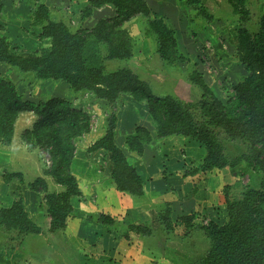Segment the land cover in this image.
Wrapping results in <instances>:
<instances>
[{"label": "rangeland", "instance_id": "1", "mask_svg": "<svg viewBox=\"0 0 264 264\" xmlns=\"http://www.w3.org/2000/svg\"><path fill=\"white\" fill-rule=\"evenodd\" d=\"M217 1L211 2L210 8L205 7L211 16L208 19L199 15L197 7L178 8L184 6L185 0H146L152 10L151 18L164 16L174 32L178 54L185 61L172 64L161 61L156 37L148 31L147 18L139 15L122 27L132 42L131 59L108 61L106 49L101 47L106 71L128 67L150 82L157 97L170 95L182 103L199 100L201 91L189 80L191 73L198 71L217 98L231 99L232 86L247 76L235 52V32L241 24L225 1ZM88 2L0 0V38L6 37L20 56L35 55L48 47L50 40H41V27L33 25V12L39 5L49 9L51 20L68 24L74 32L90 29L99 19L115 14L112 6H105L84 19L80 12ZM262 3L263 0H246V7L253 15L248 24L251 31L257 29V16L264 12L258 8ZM78 6H81L79 12L74 9ZM0 78L13 83L27 101L41 104L51 98H62L73 108L89 114L91 121L90 133L75 142L71 164V173L79 178L87 195L83 201L82 194L72 199L74 211L69 217V227L51 234L47 230L49 217L44 196L29 188L31 182L43 177L50 168L51 159L42 149L30 150L26 146L25 150L22 135L36 118L32 113L19 115L14 143L0 146V208L22 199L29 217L42 232L23 236L0 227V264H197L209 247L201 226L211 222L224 224L226 198H239L248 188L259 187L262 182V175L245 161L221 171H203L204 148L183 136L157 139L147 103L136 102L130 95H122L115 105L109 106L90 92L70 89L62 80L39 79L33 72H22L5 63H0ZM110 115L116 118V145L143 179L141 196L117 192L111 181L109 154L104 150L89 152L92 144L105 135ZM136 127L146 128L152 136L141 156L130 152L125 145ZM221 141L230 160L249 151L245 142L225 137ZM9 174L20 176L8 180ZM44 178L50 192L65 191L64 186ZM99 192L107 194L106 205L98 202ZM108 193L112 194L110 199ZM167 208L174 225L179 217L192 215L193 226L180 224L167 232L159 219ZM102 214L112 217L114 222L100 223ZM131 225L146 226L151 234H137L130 229Z\"/></svg>", "mask_w": 264, "mask_h": 264}, {"label": "trees", "instance_id": "2", "mask_svg": "<svg viewBox=\"0 0 264 264\" xmlns=\"http://www.w3.org/2000/svg\"><path fill=\"white\" fill-rule=\"evenodd\" d=\"M203 1L187 0V4L198 7L199 15L210 19ZM223 1L241 24L235 32V52L247 71L245 79L232 86L233 96L227 101L216 97L198 71L189 76L201 91L195 103H182L170 95L157 97L150 83L128 67L106 71L101 47H105L108 61L131 59L132 42L122 27L139 15L147 18L148 31L156 37L160 60L170 64L185 61L178 54L174 32L164 20L151 18L145 0H89L83 17H90L94 9L104 6H112L115 15L99 19L90 29L75 32L68 24L51 20L49 9L39 5L33 12V25L41 27L39 38L49 39L50 45L35 55L20 56L11 42L1 37L0 63L22 72H33L39 79L62 80L70 89L90 92L109 106L115 105L122 95H130L136 102H146L157 139L183 136L204 148L203 171L233 168L241 161L252 165L262 175L261 184L248 188L239 198H226L227 221L224 224L211 222L201 226L209 247L197 264H264V12L257 16V29L251 31L248 24L253 15L246 0ZM22 113H32L36 118L31 128L24 131L22 142L30 150H44L51 159L50 168L44 171L43 177L31 182L29 188L43 194L49 217L47 230L55 234L66 228L74 209L72 199L81 195L77 179L71 173V164L76 140L91 131L90 116L62 98L34 104L23 99L13 83L0 78V146L12 143L16 122ZM115 130L116 118L110 115L105 135L92 144L89 152L104 150L109 154L111 181L119 193L141 196L143 179L116 145ZM222 137L247 143L248 153L230 160L225 155ZM151 141L152 136L146 128L136 127L126 138L125 145L130 152L141 156ZM16 176L20 175L9 174L6 178L10 180ZM44 177L64 186L65 191L50 192ZM170 214L167 208L159 216L167 232L180 224L187 228L193 226L194 216L179 217L174 225ZM99 222L112 224L114 220L102 214ZM0 227L23 236L42 232L29 217L20 198L9 207L0 208ZM130 229L137 234H151V230L142 225H131Z\"/></svg>", "mask_w": 264, "mask_h": 264}, {"label": "crops", "instance_id": "3", "mask_svg": "<svg viewBox=\"0 0 264 264\" xmlns=\"http://www.w3.org/2000/svg\"><path fill=\"white\" fill-rule=\"evenodd\" d=\"M145 1H146V0H145ZM263 1H264V0H263ZM211 2H219V1H217V0H204L203 6L207 8V7L211 6V4H210ZM220 2H222V1H220ZM76 3H77V2H76ZM88 5H89V2H88ZM87 7H88V6H87ZM87 7H86V8H87ZM104 7H105V6H104ZM185 7H189V8H194V7H195V8H196V6H191V5L187 4V0H185V3H184V6H183V7H179V5H178V8H184V9H187V8H185ZM80 8H81V6H78V7L74 8V9H76V11L79 12ZM86 8H84V10H85ZM102 8H103V7H102ZM176 8H177V7H176ZM189 8H188V9H189ZM197 8H198V7H197ZM209 8H210V7H209ZM258 8H259V11H260V10L263 11V10H264V3H262L261 6H259ZM100 9H101V8H100ZM150 9H151V8H150ZM84 10H83V11H84ZM96 10H98V9H94L93 12L96 11ZM83 11L80 12V13H81V16H82V12H83ZM150 11H152V10H150ZM92 14H93V13H92ZM114 15H115V14H114ZM91 16H92V15H91ZM91 16H90V17H91ZM82 17H83V16H82ZM158 17H160V19L164 20V16H158ZM83 18L85 19V17H83ZM87 18H88V17H87ZM164 22H165V20H164ZM165 23H166V22H165ZM166 24H167V23H166ZM137 73H138V72H137ZM138 75L141 76L139 73H138ZM147 82H148V81H147ZM149 83H150V82H149ZM151 87H152V86H151ZM152 89H153V88H152ZM100 132H101V131H100ZM13 143H14V142H13ZM13 143H11L10 145H12ZM10 145H9V146H10ZM23 145H24V144H23ZM9 146H8V147H9ZM24 147H25V150H26V145H24ZM98 153H101V152H98ZM75 160H76V157H75L74 161H75ZM72 165H73V164H72ZM82 168H84V165H83V164H82ZM86 172L90 173V170L87 169ZM75 177H76L77 182H78V181H79V178H78L76 175H75ZM50 179H51V178H50ZM51 180H52V179H51ZM52 181H53V180H52ZM46 182H47V181H46ZM99 183H101V182H99ZM92 184H94V183H92ZM78 185H79V189H80L81 194H82L81 198H82V201H83V198L87 195V191H84V189L81 188V185L79 184V182H78ZM100 186H101V185H100ZM87 188H89V187H87ZM115 190H116V189H115ZM116 191H117V190H116ZM117 192H118V191H117ZM108 195H109V193H108ZM104 196H107V194H102V193L99 192V195H98V197H97L99 203H102V204L105 203L104 200H106V199H104ZM110 196H112V194L109 195V198H108V199H110ZM115 201H116V198H115ZM105 205H106V203H105ZM6 207H9V205H7ZM6 207H5V208H6ZM73 208H74V207H73ZM73 211H74V209H73ZM70 219H71V218H70ZM70 219H68V222H67V223H68V224H67V228L69 227V221H70ZM48 225H49V224H48V222H47V226H48ZM67 228H66V229H67Z\"/></svg>", "mask_w": 264, "mask_h": 264}, {"label": "built area", "instance_id": "4", "mask_svg": "<svg viewBox=\"0 0 264 264\" xmlns=\"http://www.w3.org/2000/svg\"><path fill=\"white\" fill-rule=\"evenodd\" d=\"M48 163H50V162H49V159H48Z\"/></svg>", "mask_w": 264, "mask_h": 264}]
</instances>
